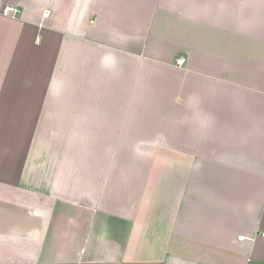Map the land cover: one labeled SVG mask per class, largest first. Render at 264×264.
<instances>
[{
    "label": "crops",
    "instance_id": "obj_1",
    "mask_svg": "<svg viewBox=\"0 0 264 264\" xmlns=\"http://www.w3.org/2000/svg\"><path fill=\"white\" fill-rule=\"evenodd\" d=\"M45 128L79 159L0 154V264H264V0H0V144Z\"/></svg>",
    "mask_w": 264,
    "mask_h": 264
},
{
    "label": "rangeland",
    "instance_id": "obj_2",
    "mask_svg": "<svg viewBox=\"0 0 264 264\" xmlns=\"http://www.w3.org/2000/svg\"><path fill=\"white\" fill-rule=\"evenodd\" d=\"M25 132H27L26 129L25 131H18V134H19L18 141L27 140L29 143L27 142L19 143V145H23V147H18L19 149L18 148L15 149L12 147H10L9 149V148H6L3 144H0V154L1 153H6V154L13 153V154L26 155V154H29L28 152L31 151L33 153L34 162L30 161V164H31V167H33L34 170L38 172L42 170V168H45L43 166L46 163H50L51 165L53 164L58 165V163H60L61 160L68 161V160L79 159V155H80L78 154L79 152L76 150L74 144L70 143L72 142V138H73V133H74L73 129H64L63 131L61 129H52V128H45L41 130L34 129V130L28 131L30 135L26 134L27 135L26 138L24 136ZM0 136H2V130H0ZM68 141L69 143H65ZM83 163L84 161L76 162L77 165L81 164L82 169L84 168ZM114 163H115L114 167H118V169H120L121 171H124V175H127V171H129L128 174H129V178L131 181V185L135 183L134 179H135L136 171L138 168L142 170L144 168L153 169L155 167L153 161H146V162L119 161V162H114ZM108 164L109 162H101L98 165V168L107 170V168H109ZM37 176H40V174ZM149 178H146V180L148 179L150 181V179H152V178L150 179ZM38 180H40L39 177H38ZM104 180H106V178H104L103 181ZM152 183L153 181H150V183L146 185L145 189H143V187L138 188L140 190L139 191L140 193L143 190H145L142 194H145L146 196L145 198L146 201H143L144 206L142 205V201H141V205H142L141 211H143V207H148V208H145V210L147 212L150 211L151 214L153 213L152 211L153 190L152 188H150L152 186ZM34 187L37 188L36 186ZM13 195L14 197L12 199H16V197L19 198L20 196L16 191H14ZM149 214L150 213L146 214V217L149 216ZM136 217L138 218V215ZM149 223L152 224V221H150Z\"/></svg>",
    "mask_w": 264,
    "mask_h": 264
},
{
    "label": "built area",
    "instance_id": "obj_3",
    "mask_svg": "<svg viewBox=\"0 0 264 264\" xmlns=\"http://www.w3.org/2000/svg\"><path fill=\"white\" fill-rule=\"evenodd\" d=\"M186 61H187V57L186 56H184V55H181V56H179L178 58H177V60H176V63L178 64V65H184L185 63H186ZM263 235H264V233H263Z\"/></svg>",
    "mask_w": 264,
    "mask_h": 264
}]
</instances>
